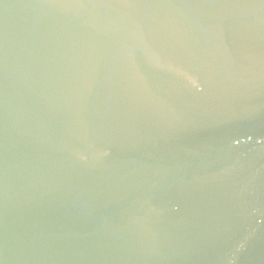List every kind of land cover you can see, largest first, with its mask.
Masks as SVG:
<instances>
[{
	"label": "water",
	"instance_id": "obj_1",
	"mask_svg": "<svg viewBox=\"0 0 264 264\" xmlns=\"http://www.w3.org/2000/svg\"><path fill=\"white\" fill-rule=\"evenodd\" d=\"M0 264H264V0H0Z\"/></svg>",
	"mask_w": 264,
	"mask_h": 264
}]
</instances>
